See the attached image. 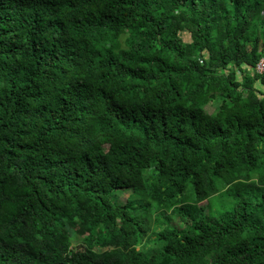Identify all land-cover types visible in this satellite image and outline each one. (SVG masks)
I'll use <instances>...</instances> for the list:
<instances>
[{"label": "trees", "instance_id": "trees-1", "mask_svg": "<svg viewBox=\"0 0 264 264\" xmlns=\"http://www.w3.org/2000/svg\"><path fill=\"white\" fill-rule=\"evenodd\" d=\"M261 61L264 0H0V264H264Z\"/></svg>", "mask_w": 264, "mask_h": 264}, {"label": "rangeland", "instance_id": "rangeland-1", "mask_svg": "<svg viewBox=\"0 0 264 264\" xmlns=\"http://www.w3.org/2000/svg\"><path fill=\"white\" fill-rule=\"evenodd\" d=\"M181 37L182 39L185 41V42H189L190 41V35L188 33H184V34H181ZM207 111L209 113H212L214 112V107L212 105H209V107H207ZM129 195L126 193L122 196V200H126V198L128 197ZM208 204H210V208L209 210L207 211V208H208ZM208 204L207 202H203L201 204H199L203 211L204 212H212V215H218V212H223L225 210H227L231 204H232V200L228 197L227 193L223 190V191H220L218 192L215 196L211 197L209 200H208ZM171 214V213H170ZM158 215V212L154 213L153 214V220H154V223L156 222V217ZM164 214H161L159 216V224L158 225H155L153 226V230L156 232L157 229H161L163 227H166V226H170V227H176V228H183L186 223H187V215L184 214V215H173L172 217H170V220H168L166 217L163 216ZM179 220H182V222H180ZM152 235H153V232H152ZM153 236L150 237L149 241H147L146 244H144V246L142 248H140V251L142 252H149V251H152L154 246H153ZM76 246V245H75Z\"/></svg>", "mask_w": 264, "mask_h": 264}, {"label": "built area", "instance_id": "built-area-1", "mask_svg": "<svg viewBox=\"0 0 264 264\" xmlns=\"http://www.w3.org/2000/svg\"><path fill=\"white\" fill-rule=\"evenodd\" d=\"M256 70L258 74H264V61L259 63Z\"/></svg>", "mask_w": 264, "mask_h": 264}]
</instances>
